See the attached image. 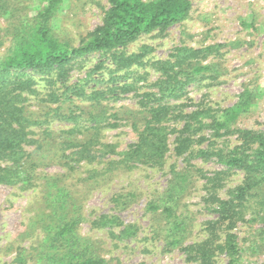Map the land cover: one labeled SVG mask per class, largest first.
Wrapping results in <instances>:
<instances>
[{"label":"trees","instance_id":"obj_1","mask_svg":"<svg viewBox=\"0 0 264 264\" xmlns=\"http://www.w3.org/2000/svg\"><path fill=\"white\" fill-rule=\"evenodd\" d=\"M63 2L0 0V185L34 191L25 230L31 242L15 247L14 262L110 264L107 240L83 233L82 224L106 230L116 247L128 244L141 226L119 212L140 193L133 185L121 188L109 198L112 211L91 215L88 199L120 174L141 166L164 169L172 152L176 161L169 165L166 186L145 204L150 223L143 239L161 243L165 252L180 249L187 262L217 264L225 255V264H264L251 258L262 245L261 235L246 237L250 244L245 245L235 231L239 222H264V131L238 125L261 88L245 85L226 107L188 102L189 86L221 82L228 49L247 41L191 45L183 40L165 57L156 56L149 42L130 50L142 36H164L184 22L192 0H106L101 22L73 44L56 28ZM239 21L250 34L259 28L254 13ZM92 56L84 76L72 80L73 71ZM128 94L137 106H117ZM190 104L195 107L187 109ZM124 124L136 140L119 148L106 140V131ZM234 134L237 144L217 145ZM211 159L223 168L208 174L197 161ZM54 166L60 170L50 171ZM237 170L244 174L241 183L222 197L220 190ZM200 179L205 207L215 217L200 224L203 238L191 239L196 217L186 199Z\"/></svg>","mask_w":264,"mask_h":264},{"label":"rangeland","instance_id":"obj_2","mask_svg":"<svg viewBox=\"0 0 264 264\" xmlns=\"http://www.w3.org/2000/svg\"><path fill=\"white\" fill-rule=\"evenodd\" d=\"M193 7L190 16L182 23H177L169 28L164 36L155 34L142 36L136 43L130 45L133 50L144 42L156 46L155 54L158 57H165L170 48L185 40L188 44L199 45L201 43L227 42L237 38L245 42L239 47L229 48L225 55L226 72L219 83L212 84L204 81L200 84L189 86L188 102L211 105L215 108L226 107L237 101L238 94L245 85H259L261 95L254 108L243 115L238 125L246 128L264 131V0H192ZM106 0H64L59 14L56 18L58 33L73 44H78L86 33L92 30L102 20L101 6ZM255 14L259 21L257 31L250 34L243 28L239 18ZM192 35V36H191ZM253 40L250 44L249 41ZM4 47L0 48L2 53ZM96 56L86 60L83 69H75L72 80L84 76L85 71L95 61ZM157 76L152 71V79ZM32 107L37 105L32 100ZM116 105L137 106V98L128 94ZM195 106H188L193 109ZM61 125V124H59ZM55 124V127H59ZM206 133H209L207 131ZM106 140L119 143V148H125L128 143L136 140V132L130 125H121L117 128L107 129ZM174 135H171L170 146L173 149ZM238 143L237 135H228L218 140L219 146H233ZM176 161V157L170 152L167 165L164 169H153L141 166L129 173L120 174L104 186L96 188L86 203L88 214L112 211V203L109 198L111 194L129 185L135 186L140 196L130 207L119 213L125 221L137 222L141 226L139 236L122 243L116 247L108 238L106 230L91 229L88 222L82 224V232L89 233L95 237L107 240L108 252L106 255L112 257L110 264H198L187 262L185 255L180 249L170 252L162 250L161 243L153 244L143 238L148 234L149 216L145 213V204L156 191L162 190L169 177V165ZM181 162V160H177ZM198 165L208 173L223 168V165L215 159L209 161H197ZM50 171L60 170V167L49 168ZM241 170L235 171L226 181L225 186L220 190L222 197H227V189L235 187L243 179ZM204 180L197 181L192 194L186 199L187 207L195 212L196 225L191 239H201L204 233L201 231V223L215 217V213L206 209L202 199L205 194L203 188ZM33 190H21L16 186L6 184L0 185V264H16V246H28L32 236L25 233L27 222L31 215L28 205L33 197ZM261 198V197H260ZM259 200V198H257ZM255 200V199H254ZM252 200L253 207L257 201ZM249 218V214L247 215ZM201 224V225H200ZM259 229H264V222L261 220L249 224L239 222L235 231L241 243L249 245L246 237L263 238L262 245L251 258L257 262H264V230L262 234ZM111 250V251H110ZM225 255H221L217 264H225Z\"/></svg>","mask_w":264,"mask_h":264}]
</instances>
